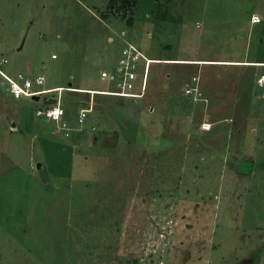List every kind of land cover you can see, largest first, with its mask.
Segmentation results:
<instances>
[{"label":"rangeland","instance_id":"obj_1","mask_svg":"<svg viewBox=\"0 0 264 264\" xmlns=\"http://www.w3.org/2000/svg\"><path fill=\"white\" fill-rule=\"evenodd\" d=\"M133 49L143 96L62 90L65 129L0 84V264H264V0H0L45 88L113 91Z\"/></svg>","mask_w":264,"mask_h":264},{"label":"built area","instance_id":"obj_2","mask_svg":"<svg viewBox=\"0 0 264 264\" xmlns=\"http://www.w3.org/2000/svg\"><path fill=\"white\" fill-rule=\"evenodd\" d=\"M261 18L258 15H253L251 17V23L260 22ZM123 53L126 54L125 60H122L116 68V78L114 82L113 89L114 93L128 94L129 98H139L142 96L146 87V77L148 73V60L145 55L137 52L135 49L128 52L124 50ZM55 55V54H54ZM53 55V56H54ZM121 60V59H120ZM145 60V63H144ZM143 61V67L139 70H134L136 63ZM7 64V58L0 57V84L5 86L6 91L14 98H30L33 97L41 98V105L36 109V115L42 116L43 118L57 122V126L68 127L64 120V108L62 105V90H72V87H54V88H45V78L42 74L30 75L23 72H16L15 74H10L5 68ZM145 64V65H144ZM123 65V66H121ZM256 66V71H254V86L256 88V94L260 99H264V60L254 63ZM128 68V69H127ZM130 69V70H129ZM139 80V82H138ZM138 84L135 86V83ZM189 90V89H187ZM103 92H111L106 90H98ZM56 93L55 95H49L51 93ZM106 94V93H105ZM104 94V95H105ZM112 95V94H106ZM134 95V96H131ZM116 96V95H115ZM54 99V102H47L48 100ZM86 116L85 110H81L77 116L74 118L75 125L82 124ZM208 127V126H206Z\"/></svg>","mask_w":264,"mask_h":264},{"label":"bare ground","instance_id":"obj_3","mask_svg":"<svg viewBox=\"0 0 264 264\" xmlns=\"http://www.w3.org/2000/svg\"><path fill=\"white\" fill-rule=\"evenodd\" d=\"M183 61H188V60H183ZM150 62H151V60L149 59L148 60V65L150 64ZM192 62V61H191ZM194 62H198V64L199 63H201V62H206V63H219V64H228V63H236V62H230V61H194ZM144 63H145V60H144ZM238 63V62H237ZM243 64H250V65H252L253 63H250L249 61H245V62H243ZM145 65V64H144ZM81 91V90H80ZM83 92H87V91H83ZM88 93H99V94H112V95H116V96H129L128 94H121V93H114L113 91H111V92H103V91H94V92H89L88 91ZM131 96H134V95H131ZM142 96H143V94H142ZM141 95H140V97L139 98H141L142 97Z\"/></svg>","mask_w":264,"mask_h":264},{"label":"crops","instance_id":"obj_4","mask_svg":"<svg viewBox=\"0 0 264 264\" xmlns=\"http://www.w3.org/2000/svg\"><path fill=\"white\" fill-rule=\"evenodd\" d=\"M150 60H151V62H156V61H159V60H157V59H153V58H149ZM168 60H183V59H168ZM188 61H192V62H194V61H212V60H195V59H193V60H188ZM7 62H8V64H9V61L7 60ZM150 62V63H151ZM238 62V61H237ZM236 62V63H237ZM70 75V74H69ZM69 78H72V75H70L69 76ZM69 84H71V83H69ZM68 84V85H69ZM73 89H75L76 90V92H83V91H89V92H94V91H98V90H96V89H87V88H78V87H75V88H73ZM78 90V91H77ZM81 90V91H80ZM191 90V89H190ZM97 94H99V93H97ZM253 94H255L254 93V91H253ZM103 95V94H102ZM86 117V116H85ZM84 121V120H83Z\"/></svg>","mask_w":264,"mask_h":264},{"label":"trees","instance_id":"obj_5","mask_svg":"<svg viewBox=\"0 0 264 264\" xmlns=\"http://www.w3.org/2000/svg\"><path fill=\"white\" fill-rule=\"evenodd\" d=\"M252 24H256V23H252ZM188 89H193V87L192 88H188ZM86 93H88V92H86ZM255 94L254 95H257L256 94V92H254ZM30 99V98H29ZM33 100V99H32ZM63 104V103H62ZM65 115V114H64ZM64 117V116H63ZM68 123V122H67ZM60 128H62V129H65L66 127H61V126H59Z\"/></svg>","mask_w":264,"mask_h":264},{"label":"clouds","instance_id":"obj_6","mask_svg":"<svg viewBox=\"0 0 264 264\" xmlns=\"http://www.w3.org/2000/svg\"><path fill=\"white\" fill-rule=\"evenodd\" d=\"M259 23V22H258ZM72 88H75L74 86H71ZM97 90V89H96ZM68 91H73V90H68ZM104 95V94H103ZM106 95V94H105ZM111 96V95H110ZM112 96H115V95H112ZM65 114V113H64ZM204 124V123H203ZM76 126V125H75ZM78 126V125H77ZM76 128V127H75ZM203 128H205V127H203ZM202 128V129H203Z\"/></svg>","mask_w":264,"mask_h":264},{"label":"water","instance_id":"obj_7","mask_svg":"<svg viewBox=\"0 0 264 264\" xmlns=\"http://www.w3.org/2000/svg\"><path fill=\"white\" fill-rule=\"evenodd\" d=\"M34 99H37V97H33ZM54 99L48 100L47 102H54Z\"/></svg>","mask_w":264,"mask_h":264}]
</instances>
